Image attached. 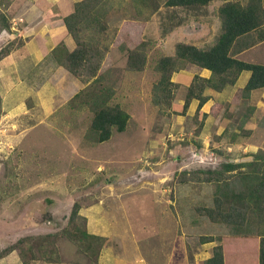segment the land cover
<instances>
[{
    "label": "rangeland",
    "instance_id": "obj_1",
    "mask_svg": "<svg viewBox=\"0 0 264 264\" xmlns=\"http://www.w3.org/2000/svg\"><path fill=\"white\" fill-rule=\"evenodd\" d=\"M165 2L105 0L102 4L106 29L99 36L100 47L109 56L102 86L130 114L125 131L96 142L90 132L93 112L88 103L74 97L54 115L41 117L3 115L1 103L0 252L22 237L64 229L75 202L87 219L88 231L98 229L108 235L104 236L106 246L115 264H190L191 260L203 264L202 236L213 235L219 243L223 235L237 232L196 210L201 205L214 206L225 183L180 182L178 177L184 171L220 169L224 161L247 163L255 156L253 151L264 152V106L256 103L262 90H254L240 104L231 102L246 85L248 71L220 92L207 89L213 103L224 104L202 125L197 101L184 113L180 104L199 68L180 60L173 75L180 87L172 106L157 105L153 95L160 78L155 68L159 58L174 54L180 41L212 43L220 27L221 1H215L201 11L176 10L182 21L167 30ZM127 21L146 25L143 38L148 59L143 71L127 68V50L117 44ZM260 48L264 50V45ZM240 58L257 62L250 52ZM82 83L86 84L83 89L88 86ZM244 183L237 173L228 186L241 190ZM250 221L252 231L248 232L264 228L263 217L252 214ZM55 245L57 253L48 245L46 254L37 252L30 264H101L100 258L95 262L66 236L60 235ZM23 259L24 253L16 249L0 257V264H23Z\"/></svg>",
    "mask_w": 264,
    "mask_h": 264
},
{
    "label": "trees",
    "instance_id": "obj_2",
    "mask_svg": "<svg viewBox=\"0 0 264 264\" xmlns=\"http://www.w3.org/2000/svg\"><path fill=\"white\" fill-rule=\"evenodd\" d=\"M105 0H80L72 13L64 18L65 25L74 41V48L69 49L64 43L58 44L52 51L55 60L65 70L88 86L74 96L88 103L93 112L90 132L96 142L110 140L115 131L123 132L127 128L130 114L120 103L113 102V95L102 86L103 68L109 56L100 47L99 36L106 29L102 19V4ZM145 3L156 0H140ZM215 1H221L217 14L220 20L219 31L214 41L206 46L192 42H177L175 52L159 58L156 70L160 74L155 89L154 100L162 108H170L176 98L180 83L173 80L180 60H185L200 68L211 71L209 77L195 74L185 90L182 113L186 112L193 100H198L196 112L203 114V121L209 115H217L223 107L214 103L209 113L201 111L210 99L205 90L210 88L222 91L228 85H235L245 71L251 75L242 88H239L231 102L240 103L250 98L254 90L264 88V64L250 62L236 55L253 44L264 42V0H166L169 11V26L173 29L181 23L176 10L201 11ZM5 19V17H3ZM8 23H5L7 25ZM8 26V25H7ZM144 22L127 21L124 23L117 44L127 50V68L143 71L147 64L146 41L143 38ZM126 42H130L127 45ZM17 38L0 49V61L19 46ZM105 61V62H104ZM2 97L0 94V108ZM228 114L232 115L231 112ZM251 132L250 130L245 131ZM263 153V154H262ZM254 154L252 161L233 163L224 161L220 169H196L182 172L180 182L196 180L200 182L225 183L221 196L215 197L214 206H197L199 215L207 217L213 223L230 225L237 231L223 235L219 243L212 248V255L203 264H264V233L253 234L250 228L252 214L264 218V152ZM241 173L244 188L235 190L228 186L235 174ZM221 188V186H219ZM81 206L75 202L67 226L58 231L38 236H25L15 244L0 252V257L16 249L24 253L23 264H30L37 252L46 254L45 247L57 253L55 241L62 236L78 243L81 250L98 262L106 237L89 232L87 219L81 213ZM216 237L205 235L202 243L214 242ZM26 247V248H25Z\"/></svg>",
    "mask_w": 264,
    "mask_h": 264
},
{
    "label": "crops",
    "instance_id": "obj_3",
    "mask_svg": "<svg viewBox=\"0 0 264 264\" xmlns=\"http://www.w3.org/2000/svg\"><path fill=\"white\" fill-rule=\"evenodd\" d=\"M78 1L80 0H0V49L2 45L14 39L18 38L21 41L19 46L0 61V94L3 115H39V117L54 115L83 89V85L86 86L74 75L72 76L76 79L70 77L71 73L58 64L52 53L53 49L61 43L69 49L74 48L75 44L67 30L64 18L74 11ZM5 23H8V26ZM261 45H264V42L253 44L236 56L240 58L245 52H250L251 59L257 61L256 63L264 64V50H261ZM198 68L195 74L204 77L211 75L209 69ZM206 90L205 94L210 99L201 111L209 113V108L211 109L210 106L214 103ZM261 90L262 93L256 101L258 107L264 106V88ZM193 101H197L198 106L199 101ZM183 103L184 101H180L181 105ZM220 104L223 106L224 103ZM211 116H207L205 124L210 122L213 118ZM228 116L233 115L228 114ZM224 129L222 128L220 132L222 133ZM257 152L258 150L253 151L254 154ZM253 159L254 156L249 161ZM250 228L252 229V226ZM91 232L108 237L98 229ZM260 232L264 233V228H257L252 233ZM216 244L215 241L201 244L203 252L206 253L204 260L212 255V248ZM103 258L105 264L116 262L108 246L102 250L101 264H103ZM199 259L197 256L195 261L198 263ZM190 264H194V261L191 260Z\"/></svg>",
    "mask_w": 264,
    "mask_h": 264
}]
</instances>
